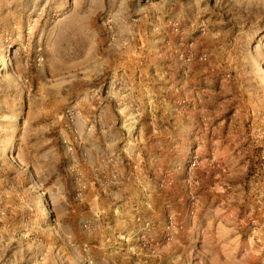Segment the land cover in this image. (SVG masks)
Instances as JSON below:
<instances>
[{
    "label": "rangeland",
    "instance_id": "rangeland-1",
    "mask_svg": "<svg viewBox=\"0 0 264 264\" xmlns=\"http://www.w3.org/2000/svg\"><path fill=\"white\" fill-rule=\"evenodd\" d=\"M0 264H264V0H0Z\"/></svg>",
    "mask_w": 264,
    "mask_h": 264
}]
</instances>
